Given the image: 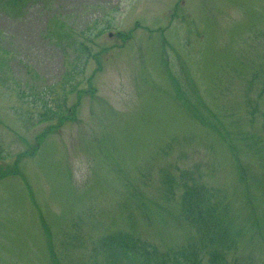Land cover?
<instances>
[{
	"label": "rangeland",
	"instance_id": "374dc122",
	"mask_svg": "<svg viewBox=\"0 0 264 264\" xmlns=\"http://www.w3.org/2000/svg\"><path fill=\"white\" fill-rule=\"evenodd\" d=\"M18 156L0 264H109L119 231L186 245L181 170L229 204L228 263L264 264V0H0V170Z\"/></svg>",
	"mask_w": 264,
	"mask_h": 264
},
{
	"label": "trees",
	"instance_id": "16d2710c",
	"mask_svg": "<svg viewBox=\"0 0 264 264\" xmlns=\"http://www.w3.org/2000/svg\"><path fill=\"white\" fill-rule=\"evenodd\" d=\"M73 111L74 108L72 113ZM72 113L66 116L67 120L74 119ZM197 119L201 124L212 126L205 118L197 116ZM41 138L44 136L36 138L35 147L29 153L22 154L34 153ZM19 159L20 156L15 160L13 168L0 170V179L9 174H17ZM235 159L238 161L236 157ZM163 185L168 195L174 194L178 188L181 189V216L196 235L190 237L184 246L160 252L156 246L133 233L119 231L101 239L100 246L108 263L119 264L125 261V264H229L228 255L234 249L236 241L230 231L233 223L229 216V204L223 195L220 196L221 192L208 188L200 176L188 170L179 171L176 178L166 175ZM253 214V223L260 225L264 221V215H260V221L257 206L253 207ZM131 226L134 229V223ZM43 227L48 233L45 225ZM50 253L53 259L52 251ZM53 262L57 264L55 257Z\"/></svg>",
	"mask_w": 264,
	"mask_h": 264
}]
</instances>
